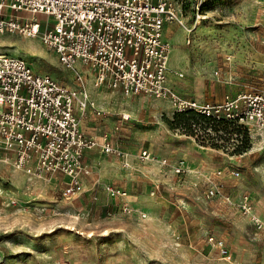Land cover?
<instances>
[{"label": "rangeland", "instance_id": "374dc122", "mask_svg": "<svg viewBox=\"0 0 264 264\" xmlns=\"http://www.w3.org/2000/svg\"><path fill=\"white\" fill-rule=\"evenodd\" d=\"M173 1L185 28L172 24L168 32L169 85L212 100L221 97L225 85L234 88L231 92H264V0ZM187 29L196 34L189 40ZM2 52L24 58L34 71L62 84L82 86L97 105H88L84 128L97 141L104 133L113 139L119 131L131 167L101 154L98 144L89 153L90 174L68 202L61 197L62 176L19 170L0 149V264H264V227L256 228L234 204L245 193L252 210L264 217V135L257 133L252 149L247 132L241 151L240 137L226 140L223 132L198 125L175 127L176 113L164 101L95 88L79 63L75 68L83 82L76 84L73 70L60 65L38 37L0 33ZM119 113H128V119L120 120ZM141 149L152 156L144 164L138 159ZM178 161H183L181 174L174 171ZM229 165L239 171L225 183L238 191L230 195L234 203L206 198L207 179L216 170L230 177ZM122 168L130 173L118 176ZM108 184L122 187L125 200L132 198L126 201L129 213L105 190ZM209 237L222 241L229 260Z\"/></svg>", "mask_w": 264, "mask_h": 264}, {"label": "built area", "instance_id": "2783aa9c", "mask_svg": "<svg viewBox=\"0 0 264 264\" xmlns=\"http://www.w3.org/2000/svg\"><path fill=\"white\" fill-rule=\"evenodd\" d=\"M172 24L185 28L181 9L173 0H0V33L38 37L60 65L73 70L76 84L83 82L75 68L79 63L90 72L95 88L105 86L123 96L167 99L173 112L193 111L264 135L263 93L225 94L220 102L209 103L182 96L169 85L171 43L165 28ZM191 31L186 30L188 40L196 35ZM89 104L94 106L82 86L62 84L34 71L22 57L0 53V149L19 170L65 177L61 197L66 201L73 198L83 178L90 174L83 161L86 150L99 144L102 154L120 158L124 167L129 165L121 147L106 134L98 143L81 129L80 119ZM93 112L101 114L96 107ZM120 119L127 120L128 115L122 113ZM138 159L147 162L152 156L141 149ZM228 168L230 177H239L236 167ZM174 171L184 172L183 161L176 163ZM221 178L219 170L213 172L204 195L220 196L233 204ZM104 188L121 200L126 196L117 186L108 184ZM234 204L256 228L264 227L246 194ZM120 210L130 212L123 202ZM209 240L214 241L212 237ZM214 243L229 260L222 241Z\"/></svg>", "mask_w": 264, "mask_h": 264}, {"label": "crops", "instance_id": "0c3cea01", "mask_svg": "<svg viewBox=\"0 0 264 264\" xmlns=\"http://www.w3.org/2000/svg\"><path fill=\"white\" fill-rule=\"evenodd\" d=\"M172 25H169V26H166V28H165V36L167 37V39L169 40V37H168V32H170V27H171ZM170 41V40H169ZM167 81H168V83H170V78H169V74L167 75ZM108 89V88H107ZM233 89L234 88H232L231 86H229V85H225L223 88H222V90H221V93H222V95H221V97L219 98V99H204V98H196V97H192V96H187V95H184V94H182V93H180L182 96H185V97H188V98H192V99H195V100H197V101H199V102H202V101H205V102H209V103H216V102H220L221 100H222V98H223V96L225 95V94H229V95H234V94H236V93H239V92H242V91H246V90H240V91H235V92H231V91H233ZM230 90V92H228ZM178 92V91H177ZM224 92V93H223ZM253 92H260V93H263L264 94V92H262V91H253ZM179 93V92H178ZM123 96V95H122ZM123 97H139V96H123ZM144 97H146V96H144ZM148 98H153V97H148ZM155 99H158V100H161V101H164L166 104H167V108H170V105H169V101L167 100V99H160V98H155ZM99 104L102 106V105H105V101L103 100V101H100L99 102ZM153 104H157V105H160V104H162V103H157L156 101H153ZM97 108V107H96ZM120 114H122V113H119V117H120ZM124 114H127L128 115V117H129V114L128 113H124ZM86 115H87V110H86V113H85V115L80 119V127H81V129L84 131V132H86L87 134H89V135H92V136H94L95 138H96V135H94L91 131H89V130H86L85 128H84V126H83V119L86 117ZM121 120V119H120ZM122 121H125V120H122ZM118 132L119 131H117V134H118ZM251 133V140H253L252 141V143H253V146L251 147L252 149L253 148H256L257 147V140H258V135H257V132H250ZM105 134V133H104ZM115 135V137L113 138V139H111V138H109V135H107L108 136V138H109V140L111 141V142H115V143H117L119 146L121 145V144H119L118 143V141H120L119 139H118V135ZM260 134V133H259ZM262 135V134H261ZM101 141V136L99 135V140H98V142H100ZM191 148H193V147H191ZM194 150H198V149H194ZM94 151V148L93 149H90V150H86L85 152H84V155H83V161H84V163L85 164H87L88 166H89V168H91L90 167V163H91V155H89V153L90 152H93ZM198 152V151H197ZM102 154V153H101ZM244 155H245V153H243ZM110 156V155H109ZM127 161H128V159H127ZM128 163H129V161H128ZM141 163H145V162H141ZM123 167V166H122ZM91 170V169H90ZM122 171V173H121V175H118V176H125V175H128L129 173H130V171H125L123 168L121 169ZM141 172V171H140ZM141 174H143L142 172H141ZM59 176H62V175H59ZM63 177V176H62ZM63 178H65V177H63ZM87 178V176L86 177H84L83 178V183H84V179H86ZM227 178V179H226ZM228 179H236V178H232V177H223V178H221L220 180H222V182H223V185H224V191L226 192V193H229L230 195H232L233 196V193H237L238 194V191H237V189H235V186H234V184H231V186H229V189L227 188V186H225V183H226V181L228 180ZM234 186V187H233ZM117 187H119V188H122V187H120V186H117ZM62 189V188H61ZM123 189V188H122ZM241 194H245V193H241ZM240 194V195H241ZM74 199V197L71 199V200H69L68 202H71L72 200ZM66 201V200H65ZM128 203H131L132 202V198L130 199H126L125 200V197L122 199V200H119V209H120V204L123 202V203H125L126 205L128 204ZM249 202H250V200H249ZM66 205H69L68 203H66V202H64ZM71 205H72V203H71ZM72 209H75V207L74 208H72ZM253 211V210H252ZM263 222H264V217L263 216H261V215H259L256 211H253Z\"/></svg>", "mask_w": 264, "mask_h": 264}, {"label": "trees", "instance_id": "16d2710c", "mask_svg": "<svg viewBox=\"0 0 264 264\" xmlns=\"http://www.w3.org/2000/svg\"><path fill=\"white\" fill-rule=\"evenodd\" d=\"M175 119L172 121V125L175 127H182L189 130H195V127L191 128V126L198 125L204 130H213L217 132H223L226 140L232 139L231 135H233V139L237 141L239 138V145L237 146V150H242L245 146L241 143L246 140L247 138V131L240 126H236L233 122L227 120H215L209 117H205L201 114H198L193 111H185V112H175ZM230 136V137H229ZM236 150V149H235ZM233 150L232 152H234Z\"/></svg>", "mask_w": 264, "mask_h": 264}, {"label": "bare ground", "instance_id": "6f19581e", "mask_svg": "<svg viewBox=\"0 0 264 264\" xmlns=\"http://www.w3.org/2000/svg\"><path fill=\"white\" fill-rule=\"evenodd\" d=\"M170 49H171V48H170ZM169 53H170V51H169ZM168 57H169V55H168ZM86 94H87L88 98L90 99V101L92 102V104H93L94 106H97L95 100L92 98V96H91L87 91H86ZM130 167H131V166H130ZM130 167H127V168H130Z\"/></svg>", "mask_w": 264, "mask_h": 264}]
</instances>
